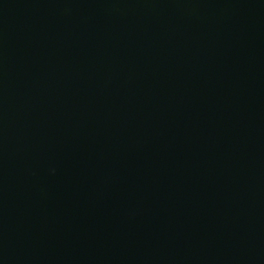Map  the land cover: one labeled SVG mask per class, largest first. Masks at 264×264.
<instances>
[{
  "label": "water",
  "instance_id": "water-1",
  "mask_svg": "<svg viewBox=\"0 0 264 264\" xmlns=\"http://www.w3.org/2000/svg\"><path fill=\"white\" fill-rule=\"evenodd\" d=\"M0 264H264V0H0Z\"/></svg>",
  "mask_w": 264,
  "mask_h": 264
}]
</instances>
